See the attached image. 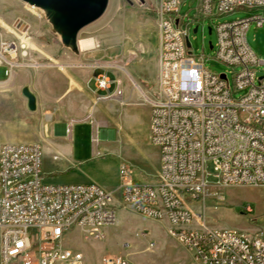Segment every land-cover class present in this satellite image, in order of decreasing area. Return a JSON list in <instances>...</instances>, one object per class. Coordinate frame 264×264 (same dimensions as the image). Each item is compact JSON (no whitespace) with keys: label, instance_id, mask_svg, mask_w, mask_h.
Instances as JSON below:
<instances>
[{"label":"built area","instance_id":"obj_1","mask_svg":"<svg viewBox=\"0 0 264 264\" xmlns=\"http://www.w3.org/2000/svg\"><path fill=\"white\" fill-rule=\"evenodd\" d=\"M182 3L158 0L154 7L158 94L150 103V142L160 151V168L153 181L135 180V167L126 162L116 190L95 181L51 183L43 172L39 143H0V264L84 261L81 251L64 246L67 233L78 228L86 241L105 240L118 206L169 222V236L187 254L171 264H264V235L209 226L197 219L193 207L208 194L210 177L220 186H264V75L257 77L254 69L264 59L247 39L252 23L264 26V14L215 26V58L231 68L232 81L228 73L207 69L204 55L193 54L188 46L192 24L185 20L187 14L180 15ZM241 9H264V0H200L196 18ZM43 66L48 64L35 55L28 25L0 23V84L12 81L19 70ZM108 67H95L103 71L94 77L96 87L106 93L97 100L123 95ZM77 122H67V134ZM163 208H170V215H163ZM157 245L152 240L146 250ZM113 261L136 264L124 255L102 259L103 264Z\"/></svg>","mask_w":264,"mask_h":264},{"label":"rangeland","instance_id":"obj_2","mask_svg":"<svg viewBox=\"0 0 264 264\" xmlns=\"http://www.w3.org/2000/svg\"><path fill=\"white\" fill-rule=\"evenodd\" d=\"M157 1L145 0L144 5H136L127 0H110L103 16L83 28L79 34V38H94L97 44L94 49L81 50L79 55L86 57L85 64L91 69L100 64L108 65V69L116 72L110 71L109 75L113 79L118 77L124 93L127 90L134 92L130 100L135 103L125 108L124 122L117 134L118 141L110 145V152L98 149L90 164L98 179L113 184L119 182L120 167L126 162L135 167L134 177L137 181H145L143 173L150 177L146 175V181H153L156 172V154L159 150L148 141L146 127L148 104L158 94L159 32L154 12ZM199 3L200 0H183L180 9V15L187 14L189 17L186 16L185 20L192 24L189 35L192 52L195 56L204 55L205 66L211 72L228 73L233 81L231 68L219 62L215 58V48L210 47V42L213 45L217 42L215 26L220 22L264 14V9H241L230 14L196 18ZM17 21H24L28 25L33 51L48 66L19 70L18 76L12 81L0 84V143L18 142L17 139L41 141L39 139L43 129L58 104L50 100V86L37 84L35 73L49 72L60 66L52 58L54 48L59 47L61 51L72 53L63 47L58 36L52 32V27L41 10L21 0H0V23L11 27ZM197 25L198 31L194 32ZM209 27L212 28V33L209 32ZM247 39L257 56L264 59V26L257 27L256 23H252ZM254 69L257 77L264 75V65ZM22 71L31 74L29 82L18 79ZM101 72L103 71L96 70L95 76ZM25 86L39 95L43 91L45 95L44 101L38 103L35 111H30L27 106V99L22 93ZM68 90L65 85L64 94ZM243 94L244 92H240L237 96ZM124 96L113 97V100L92 98L87 114L71 120H93L94 109L99 103L110 100L114 103ZM132 111L139 112L141 119L137 120L130 113ZM16 125L23 127V131L13 128ZM76 125L77 141L87 145L91 137L89 123L78 122ZM42 153L44 169V165L52 164V160L44 148ZM46 181L55 182L48 176ZM209 181L211 186L208 194L201 201L193 203L198 220L209 226L264 235V186H220L213 177ZM248 206L251 211L247 210ZM117 214V223L107 228L105 240L86 241L78 228L67 233L64 246L84 254V261L80 264H103L105 255L128 256L136 264H171L181 260L179 244L169 236L170 225L166 221L147 218L121 206L117 207ZM143 231L146 235L142 236L139 233ZM152 240L157 242V247L146 250Z\"/></svg>","mask_w":264,"mask_h":264},{"label":"crops","instance_id":"obj_3","mask_svg":"<svg viewBox=\"0 0 264 264\" xmlns=\"http://www.w3.org/2000/svg\"><path fill=\"white\" fill-rule=\"evenodd\" d=\"M52 53V58L56 61L55 64L60 66L49 72L42 71L35 73V79L38 85L46 84L51 87L50 100L53 103L58 104L57 108L47 121L46 127L41 134V139H39L41 140L40 142H38V140L22 139H17L16 141L39 143L42 148H44L46 154L51 158L52 164L46 163L43 172L46 179L48 176L55 181L51 183L75 184L95 181L102 184L108 190H116L119 182L113 184V182L98 179L94 171L90 168V164L94 160V155L98 149L110 152V148H112L110 145L118 141L117 134L119 128L122 126V122H124L123 113L125 108L128 105L135 103L130 100L133 97L134 92L131 93V91L127 90V93H124L123 90V96L126 95L122 99H117L113 103V99L111 98L112 100L108 102L104 101L96 106V109H94L95 119L80 121L86 122L87 124L89 123L91 128L89 142L87 145H84L83 142L77 141L75 131L77 126L76 123L70 134H67L66 132V124L74 117H83L86 115L91 108L92 98L97 99L98 95L106 94L105 92L98 90L96 87L94 77L95 71L98 69L89 68L87 64H85L86 57L82 54L76 55L74 53L64 52L61 51L59 47L54 48ZM65 68L69 70H65ZM30 77V73L22 71L18 79L20 81L29 82ZM65 85H67L69 90L64 94ZM115 88L116 85L114 84L111 91ZM35 95L37 97V105L44 101L45 95L43 94V91L40 95L37 93H35ZM148 105L146 137L150 142L151 105ZM130 113L135 115L137 120L141 119L139 112L132 111ZM143 122L145 121L143 120ZM13 128L23 131V127H20V125L13 126ZM94 137L97 138L96 141H94ZM156 155L158 163L156 172L153 176L157 174L160 168V151ZM146 175L149 177L148 174L143 173L145 181L147 180ZM166 222L169 224L168 221ZM178 249L179 254L181 255V260L187 257V254L181 245H178Z\"/></svg>","mask_w":264,"mask_h":264},{"label":"water","instance_id":"obj_4","mask_svg":"<svg viewBox=\"0 0 264 264\" xmlns=\"http://www.w3.org/2000/svg\"><path fill=\"white\" fill-rule=\"evenodd\" d=\"M30 6L38 8L45 15L52 27V32L58 36L63 47L79 55V34L83 28L95 22L106 12L110 0H21ZM198 27L194 28V32ZM212 33V28L209 27ZM188 46L191 47L190 41ZM210 47L213 48L212 42ZM27 99L30 111L37 109L35 93L25 86L22 89Z\"/></svg>","mask_w":264,"mask_h":264},{"label":"bare ground","instance_id":"obj_5","mask_svg":"<svg viewBox=\"0 0 264 264\" xmlns=\"http://www.w3.org/2000/svg\"><path fill=\"white\" fill-rule=\"evenodd\" d=\"M79 47L83 50H91L97 47L96 41L92 37L88 38H79ZM140 213V211H136ZM163 215H170V208H163ZM118 214L115 212V216H112V226L117 223ZM82 261H77L76 264H80ZM34 264H49L48 260H39ZM111 264H126L122 263V261H113Z\"/></svg>","mask_w":264,"mask_h":264}]
</instances>
